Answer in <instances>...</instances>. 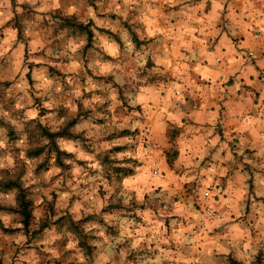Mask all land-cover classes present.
Listing matches in <instances>:
<instances>
[{
  "label": "rangeland",
  "instance_id": "obj_1",
  "mask_svg": "<svg viewBox=\"0 0 264 264\" xmlns=\"http://www.w3.org/2000/svg\"><path fill=\"white\" fill-rule=\"evenodd\" d=\"M120 3L0 0V264H264V220L245 227L234 212L212 225L221 212L199 186L178 173L158 183L173 149L162 152L145 123L138 101L155 78L125 26L134 10ZM55 12L121 30L119 39L95 30L87 45ZM71 120L73 137L55 139L68 154L60 167L40 127ZM16 177L32 201L29 232L49 222L34 235L4 209L15 191L2 184Z\"/></svg>",
  "mask_w": 264,
  "mask_h": 264
},
{
  "label": "crops",
  "instance_id": "obj_2",
  "mask_svg": "<svg viewBox=\"0 0 264 264\" xmlns=\"http://www.w3.org/2000/svg\"><path fill=\"white\" fill-rule=\"evenodd\" d=\"M120 2L134 10V20L123 24L155 78L138 101L145 123L162 152L173 149L158 183L165 186L178 173L188 187L199 186L200 199L221 212L212 225L234 212L245 227L262 222L264 35L254 32L264 33V0ZM90 20L94 31L119 39L121 30Z\"/></svg>",
  "mask_w": 264,
  "mask_h": 264
},
{
  "label": "trees",
  "instance_id": "obj_3",
  "mask_svg": "<svg viewBox=\"0 0 264 264\" xmlns=\"http://www.w3.org/2000/svg\"><path fill=\"white\" fill-rule=\"evenodd\" d=\"M54 16L58 20L59 25L61 27H64L67 30L70 29L72 32H78L80 35H83V37L85 38L86 44L90 45L93 39V33L95 29L94 24L90 19L87 21H80L72 15H63V14H60L59 12H55ZM99 30L103 31L102 29H99ZM103 32H106L107 34L113 36L116 40H118L116 35L110 33L109 31H103ZM17 36H20L19 27H17ZM132 39L135 43H139V41L136 39L134 34H132ZM73 123H75L74 120L69 121L67 124H65L62 128H60L56 132H50L45 127H40L42 134L46 136L49 142V147L51 146L52 150L55 152V161L57 165L60 167L63 166L61 155H68V154H66L64 151H61L58 148V146L56 145L55 139L59 137H63V136L72 138L73 134L70 132L69 128ZM103 160L105 161V163H107V165L111 163V161H109V159H107L106 157L103 158ZM116 174L117 176H122V177L127 176L131 174V170L127 168H120V169H117ZM2 185L5 189H10V190L15 191L14 205L4 206V209L17 214L20 217V223L22 225V230L25 232V234L34 235L40 232L41 230H43L44 228L48 227L49 222L46 219L40 220V223L37 229L35 231L29 232L33 214H32V201L28 196L26 188L22 186L20 180L17 177L7 179V181H5ZM69 223L73 227L72 229L73 232H76L80 236L81 230L78 228L77 224L71 220H69ZM79 243L81 247H83V249L87 253L90 252L91 247L86 244L85 240L81 239ZM255 264H263V260Z\"/></svg>",
  "mask_w": 264,
  "mask_h": 264
},
{
  "label": "built area",
  "instance_id": "obj_4",
  "mask_svg": "<svg viewBox=\"0 0 264 264\" xmlns=\"http://www.w3.org/2000/svg\"><path fill=\"white\" fill-rule=\"evenodd\" d=\"M263 35H264V33H262L260 30H257V31L255 32V37H259V36H263ZM148 133L151 134L150 131H148Z\"/></svg>",
  "mask_w": 264,
  "mask_h": 264
}]
</instances>
